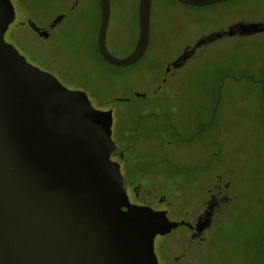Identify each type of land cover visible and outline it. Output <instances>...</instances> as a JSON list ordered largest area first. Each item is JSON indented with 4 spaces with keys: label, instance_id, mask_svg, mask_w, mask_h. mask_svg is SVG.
<instances>
[{
    "label": "rangeland",
    "instance_id": "obj_1",
    "mask_svg": "<svg viewBox=\"0 0 264 264\" xmlns=\"http://www.w3.org/2000/svg\"><path fill=\"white\" fill-rule=\"evenodd\" d=\"M246 1L185 9L169 0H153L147 47L137 60L124 65L106 61L95 49L96 0L65 11L47 37L13 21L3 35L28 62L48 69L64 86L83 90L95 108L109 110L110 137L124 153L118 161L126 188L139 184V196L148 200L164 195L160 206L168 218L191 220L217 176L228 183L231 202L203 228L201 251L185 264H258L262 254L264 29L212 38L180 63L170 64L181 45L196 38L175 33L178 26L199 30L236 20L264 22V1ZM11 3L16 17L23 7L38 26L64 8L56 1ZM109 13L106 43L114 56L122 57L137 35V6L134 0H117L110 3ZM196 110L203 119L200 132L192 121ZM149 119L159 125H144ZM185 232L186 226L178 224L154 235L158 264H166L159 246L171 242L177 253L174 247L182 244Z\"/></svg>",
    "mask_w": 264,
    "mask_h": 264
},
{
    "label": "water",
    "instance_id": "obj_2",
    "mask_svg": "<svg viewBox=\"0 0 264 264\" xmlns=\"http://www.w3.org/2000/svg\"><path fill=\"white\" fill-rule=\"evenodd\" d=\"M98 8L101 57L115 65L137 60L148 40L150 0H138L137 39L122 57L104 42L109 1L98 0ZM13 16L11 1L0 0V264H158L155 234L178 224L200 230L209 219L192 225L128 201L118 163L109 157L115 147L109 110L92 106L83 90L64 86L6 41ZM261 24L238 21L227 30L255 31ZM260 81L264 116V68Z\"/></svg>",
    "mask_w": 264,
    "mask_h": 264
},
{
    "label": "flooded vegetation",
    "instance_id": "obj_3",
    "mask_svg": "<svg viewBox=\"0 0 264 264\" xmlns=\"http://www.w3.org/2000/svg\"><path fill=\"white\" fill-rule=\"evenodd\" d=\"M42 1H56V2L62 3L64 5V8L62 10H60L58 12V14H61V17H63L65 11L75 10V9H77V7L79 5H81V4L85 3V2H89V1L92 2L93 0H42ZM108 1H109V5H110L111 2H114V1H117V0H108ZM152 1L153 0H150V5H151ZM169 1L173 2L177 6L184 7L185 9H189L190 5H195V4L185 3V2H182L180 0H169ZM221 1H239V2H242V3H246L247 2L246 0H221ZM259 1H264V0H259ZM96 2H97V5H98V0H96ZM134 2L136 3V6H137L138 5V0H134ZM216 2H218V1H216ZM19 6H21V5L19 4ZM18 11H19L18 14L20 15V17H16V12H15V9H14V16H13V20L12 21L15 22L16 24H22V25L28 26L31 30H33L40 37H47L50 34L51 28H53V26L59 20V19L56 20V21L53 20L54 17L56 15H58V14H55L53 17H51L48 20H46L45 23L42 26H38L37 25L41 30H43L42 32L39 33L36 30L32 29L30 27V25L27 23L28 20H31V17L27 14V12L24 10V8L21 7V8L18 9ZM149 13H150V8H149ZM108 19H109V15H108ZM240 21H251V20H240ZM237 22H238V20H236V21H234V22H232L230 24H225V25H222V26H218L217 25L216 27H210V28H207V29H199V30H190V29H186V28H182V27L178 26V28H177L175 33H179V34L182 35L183 32H188V34L191 33V34L196 35V38L193 41L186 42V43H183L181 45L180 51H179L180 54L191 53L195 49L200 47L203 43L205 44L206 42L210 41L212 38L219 37V36H221L223 34H228L227 28L230 25H233V24H235ZM258 22L262 23L261 24L262 28L260 30H263L264 29V22L260 21V20ZM151 23H153V22H152V20H150V17H149L148 40H147V43H146V46H145L144 50L146 49L148 41H149ZM98 24H99V8H98ZM137 25H138V22H137ZM107 27H108V20H107V24H106V27H105L104 42H105V45H106L107 49L110 50V48L107 46V43H106ZM97 28H98V25H97ZM7 29L8 28H6L5 31H7ZM260 30H255V31H252V30H249V31H234L231 34L243 35V34H250V33L256 32V31H260ZM7 34H12V32L8 31ZM96 34H97V29H96V32H95V39H94V41H95V49L97 50ZM137 34H138V31H137ZM3 35H4V33H3ZM136 39H137V35H136V38H135L134 43H133L134 45H135ZM134 45H133V47H134ZM170 64H172V63H170ZM43 70H46V71L50 72L46 68H43ZM68 88L80 89L77 86H72V87H68ZM192 118H193L192 119L193 123L196 122L197 125H198V126H196L194 124L193 126H195L197 128L198 132H200L201 126L203 125V123H202V125H200L201 122H203L201 111L200 110L194 111ZM172 123L174 125V121ZM143 124L144 125L145 124L146 125L147 124H151L153 126H158L159 125V123L157 121H151V119H149L148 121H145V123L143 122ZM176 127H177V125H176ZM177 129H178V127H177ZM177 131H179V129ZM178 135H181L180 131L178 132ZM174 141H176V140H174ZM169 143H170V140H166L163 144L167 147ZM123 156H124V153L115 144V147L110 151L109 157L112 160H115L118 163V166L120 167L121 166V161H122L121 158ZM119 158H120L121 161H118ZM197 164H199V162ZM123 165L124 164H122V166ZM120 173H121V176H122V184H123V186L125 188V191L127 193L129 202L135 203V204L149 205L150 207L155 208V209H163V207H161L160 204L165 201V196L164 195H158L156 198L151 199V200L141 198L139 196L140 185L139 184H134V185H131L129 189H127L126 185L124 184L125 183L124 182V179H125L124 178V173L125 172L124 173L120 172ZM217 178H219V176H217ZM217 178L213 182L212 187L208 190L207 199L204 200L200 210L193 216V218L191 220H189V222L192 225H194L197 220H201L203 218H208L209 219L208 224H207V225H209L212 222L213 218H216L221 213H223L222 209L224 208V206H227V204H229L231 202V199L226 194V189H227L228 183L227 182L221 183V182H219V180ZM122 208H123V206H122ZM185 226H186V232H185L184 236L180 237L181 240H179V242H181L182 244L178 245L180 247H178V246L174 247V248L179 250L177 253H174V251H173V249L171 247V242L170 243H166L165 242V243H163L162 245L159 246L160 256L165 259L164 262H166V264H185L186 262L192 260L196 253L201 251L200 248H201V245H202V240L204 239V235L202 234V232H203V228H205L206 226H204L200 230H196L193 227H189L187 225H185ZM168 246L170 248L166 249Z\"/></svg>",
    "mask_w": 264,
    "mask_h": 264
},
{
    "label": "trees",
    "instance_id": "obj_4",
    "mask_svg": "<svg viewBox=\"0 0 264 264\" xmlns=\"http://www.w3.org/2000/svg\"><path fill=\"white\" fill-rule=\"evenodd\" d=\"M263 232H264V230H263ZM263 235H264V234H263ZM263 246H264V238H263V241H262L261 253H262ZM260 260H261V254H260V257H259V259H258V264H260Z\"/></svg>",
    "mask_w": 264,
    "mask_h": 264
},
{
    "label": "crops",
    "instance_id": "obj_5",
    "mask_svg": "<svg viewBox=\"0 0 264 264\" xmlns=\"http://www.w3.org/2000/svg\"><path fill=\"white\" fill-rule=\"evenodd\" d=\"M260 101H261V97H260ZM261 109H262V104H261Z\"/></svg>",
    "mask_w": 264,
    "mask_h": 264
}]
</instances>
